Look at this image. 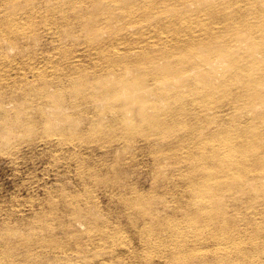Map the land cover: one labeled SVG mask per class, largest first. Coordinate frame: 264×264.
<instances>
[{
    "label": "rangeland",
    "instance_id": "obj_1",
    "mask_svg": "<svg viewBox=\"0 0 264 264\" xmlns=\"http://www.w3.org/2000/svg\"><path fill=\"white\" fill-rule=\"evenodd\" d=\"M151 1L153 2L147 3ZM166 1L169 0H106V2L104 0H95V2L92 0H0V27L8 29L11 26L16 31L13 33V46H0V55L4 54L0 56V79L4 78L0 83L7 84L6 87L12 85L14 88V90L12 87L7 88L5 120L14 123L15 134L12 133L9 137H4L8 140L0 138V249L4 245L1 250L10 249L9 254L12 253L6 264H10V262L13 264L12 258H17V256L22 257L21 264L26 263V260H28L26 264L29 262L32 264H264V175L262 173L264 167V116H256L258 113H264V104L253 103L251 110L249 109L250 105L246 103L250 100L248 94H245L248 99L243 95V98L236 97L237 92H243L244 86L236 80L235 65L227 57L225 58L228 60L224 61V57H221L217 52V47H214L218 44H215L216 42L223 40L222 43L219 42V45L223 44L222 46L227 49L234 48L236 45L234 43H237L243 56L238 61L248 64L250 60H248L247 52H256L254 56L256 55L255 57L260 59V56L264 55V48L261 47L264 46V30L255 22L262 19L264 21V15L261 13L264 12V0H217V5L220 8L217 5L215 8L211 7L204 1L201 5L200 0H170L168 3ZM191 2L194 3L191 4ZM96 3H100L99 6ZM145 4L149 8L151 7L150 10ZM161 4L166 6H161ZM177 5L179 6L178 10L176 9ZM182 5L183 7H181ZM105 6L108 8L107 10ZM144 6L146 7L144 8ZM95 7H100L104 13L99 10L100 8L94 10L97 11L96 13L92 11ZM153 7H157L156 10ZM169 8L176 15L180 14L179 17L177 16L180 20L174 17V12L171 14ZM86 14H89L88 18ZM94 14L95 16H90ZM239 16L241 17L239 18ZM170 19L172 20L171 24ZM247 21L252 23H250L251 27ZM88 24H92L90 28L94 25L93 31L88 28ZM98 24L100 29L96 31L95 29L99 28ZM234 27H238L236 28L238 32L233 29ZM255 27L258 28L257 31ZM3 28H0V31ZM30 30L34 33L31 34ZM233 30L237 36H241L244 32L241 37H238L241 39L235 37L234 33L233 36L231 35ZM239 30L243 32L240 33ZM246 32L248 33L246 34L247 38H245ZM212 34L216 35L210 36ZM202 37H207L208 40ZM194 39H198L197 42L195 41L198 43L197 45L202 40L205 41L204 43L209 46L205 44V46L201 44L200 46L202 50L206 48L208 50L203 51L204 53L201 52L199 46L193 45L196 44L193 42ZM252 39H256L260 44L256 46V49H250V51L247 49V44ZM244 40H247L246 43H243ZM14 42L16 43L13 44ZM228 42L231 43V46ZM172 44L173 46H170ZM191 45L194 46V50ZM209 48L213 49L211 53ZM146 51L147 53H145ZM198 51L201 52L200 54H211L215 59L217 58L219 63L215 62V66L220 70L226 72L227 69H232H229L232 74L227 70L228 77H224V75L227 76L226 74L221 76L227 82L231 80L230 83L228 82L231 86L227 84L232 89L229 88L226 95L219 90L216 91L215 103L208 106L202 103L204 101L200 100L201 97L198 94L193 95L196 93L195 91L190 92L191 86L181 83L183 82L181 79L184 77L181 69L192 60L201 59ZM13 53L17 54L13 55ZM142 53L148 55L145 56ZM171 54L177 55L179 58ZM19 57L23 59L20 61ZM11 59L13 60L11 61ZM144 60L147 62L150 60V63ZM168 62L171 64V70L164 68ZM226 62H228L227 66ZM154 63H162L161 71L152 69ZM30 64L37 70L33 74L31 68L28 69ZM178 65L180 68L176 67ZM51 66L52 68H50ZM206 68L211 69V66ZM27 70L28 76L23 73ZM148 70L150 71L148 72ZM40 71L42 73L52 72L56 76V86L54 87L56 100L52 108L45 107L36 99L38 96L33 92L34 89L27 92L24 88L26 84H31L34 88L40 86L39 78L36 75L37 72L41 73ZM4 75L8 77L5 78ZM177 75L182 76L177 77ZM232 75L233 77H230ZM118 76L119 78H116ZM160 76L164 77L166 83ZM109 79L111 80L109 81ZM123 80L125 81L123 82ZM134 80H139L140 83L134 85L135 83L131 82ZM104 81L106 85L103 84ZM232 82L233 84H231ZM107 83L111 86L108 87ZM129 86L132 91L128 89ZM135 87L137 90L133 89ZM261 89L264 91V85L261 86ZM133 90L137 91V94L133 93ZM140 92L145 97L149 96L147 99L150 100V106H146L150 118L147 119L141 118L140 95L142 96V94ZM167 93H170L169 96ZM181 93L187 96L181 97ZM18 94L21 96L18 97ZM29 95H33V97ZM179 96L182 100L179 99ZM94 97L96 98L94 99ZM27 102L28 104H25ZM180 102L185 107H183L184 109ZM241 103L240 107L242 108H239ZM26 105L28 108H25ZM244 107L247 108V113ZM153 114H157L161 120L163 119L161 123H158L159 125L157 122L152 125ZM243 114L245 115L243 116ZM49 118L52 121L49 122ZM253 118L255 124L251 123L254 121ZM23 119L25 120L23 121ZM256 120H258L257 123ZM130 121H135L137 126L127 128ZM17 122L20 124L22 122V124L19 125ZM24 122L26 124H23ZM41 123L43 126L40 125ZM162 123L166 126L160 129L159 127H163ZM139 125L141 126L139 127ZM222 126H227L226 129L230 132L228 135L230 134L232 137L231 141L229 140L231 143L223 145L221 136L218 138L219 135L214 139L209 137L212 141L204 142L213 130L222 129ZM60 127L64 129H60ZM244 128L250 129V132L247 130L249 134L242 132V130L246 132ZM226 132L225 135H227ZM240 133L243 134L240 135ZM242 140L247 142L243 143ZM2 141L4 144L1 143ZM233 142L237 147L234 156L237 154L240 157L242 154L246 158L248 157L247 160L250 162L248 169L247 167H238L239 179H234L230 175L231 172L226 173L225 168L214 164L215 157L211 156L213 145L221 146L220 150L225 151L224 148ZM220 150L219 152H221ZM205 163L206 165H204ZM213 165L217 167L214 168ZM205 168L207 169L205 170ZM215 169L216 171H212ZM241 169L245 171L241 172ZM214 172L217 173L214 174ZM240 180L241 182H239ZM260 217L261 219H259ZM8 232L11 233V241L3 244L1 237L3 233ZM0 253V257L3 256L2 252Z\"/></svg>",
    "mask_w": 264,
    "mask_h": 264
},
{
    "label": "bare ground",
    "instance_id": "obj_2",
    "mask_svg": "<svg viewBox=\"0 0 264 264\" xmlns=\"http://www.w3.org/2000/svg\"><path fill=\"white\" fill-rule=\"evenodd\" d=\"M92 1H94L95 2V0H92ZM105 2H106V0H104ZM162 1V0H161ZM170 1V0H169ZM168 1V2H169ZM182 1V0H181ZM188 1V0H187ZM201 1V2H200ZM199 1V3H201V5H202V2L204 1V3H209L210 5H211V7H213L214 6V8L216 7V5H217V0H200ZM246 1V0H245ZM10 2V1H9ZM48 2V1H47ZM153 1H151V2H147V3H152ZM167 2V1H166ZM167 2V3H168ZM195 2H197V1H195ZM257 2V1H256ZM261 2V1H260ZM183 3H184V1H183ZM192 3H194V2H191V4ZM224 3V2H223ZM246 3V2H245ZM45 4V3H44ZM63 4V3H62ZM97 4V3H96ZM100 4V3H99ZM99 4H97L98 6H99ZM105 4V3H104ZM103 4V5H104ZM176 4H177V2H176ZM179 4V3H178ZM182 4V3H181ZM197 4H198V2H197ZM261 4V3H260ZM4 5V4H3ZM29 5V4H28ZM37 5V4H36ZM36 5H34V6H36ZM43 5V4H42ZM46 5V4H45ZM66 5V4H65ZM65 5H63V6H65ZM96 5V6H97ZM145 5H147V4H145ZM151 5H153L154 6V4H151ZM163 4H161V6H162ZM184 5H185V3H184ZM194 5V4H193ZM198 5H200V4H198ZM200 5V6H201ZM246 5V4H245ZM22 6V5H21ZM25 6V5H24ZM60 6H61V4H60ZM83 6V5H82ZM88 6H90V5H88ZM132 6V5H131ZM163 6H166V5H163ZM186 6V5H185ZM218 6V5H217ZM237 6V5H236ZM3 7V6H2ZM38 7V6H37ZM56 7V6H55ZM62 7V6H61ZM66 8H67V6H65ZM106 7V6H105ZM104 7V8H105ZM133 7V6H132ZM146 6H144V8H145ZM177 7L179 8V6L177 5L176 6V9H177ZM181 7H183V5L181 6ZM181 7H180V9H181ZM191 7V6H190ZM208 7V6H207ZM252 7V6H251ZM258 7V6H257ZM20 8V7H19ZM42 8V7H41ZM49 8V7H48ZM98 9L100 8V7H97ZM96 7H95V9H93L92 11H94V10H96L97 9ZM103 8V7H102ZM116 8V7H115ZM147 8H149L148 7V5H147ZM151 8V7H150ZM150 8H149V10H150ZM155 10H156V8L155 7H153ZM159 8V7H158ZM164 8V7H163ZM202 8V7H201ZM200 8V9H201ZM210 8V7H209ZM218 8H220L219 6H218ZM5 9V8H4ZM21 9V8H20ZM30 9V8H29ZM108 8L106 7V10H107ZM161 9V8H160ZM165 9V8H164ZM170 9V8H169ZM186 9V8H185ZM188 9V8H187ZM192 9V8H191ZM195 9V8H194ZM206 9V8H205ZM208 9V8H207ZM243 9V8H242ZM257 9V8H256ZM57 10V9H56ZM100 11H101V8L99 9ZM147 10V9H146ZM148 10V11H149ZM172 10H174L173 8H172ZM178 10V9H177ZM177 10H175V11H177ZM209 10V9H208ZM212 10V9H211ZM8 11H10V10H8ZM13 11V10H12ZM46 11H47V9H46ZM60 11V10H59ZM99 11V12H100ZM170 11H171V9H170ZM183 12H185V10H182ZM233 11V10H232ZM32 12H33V10H32ZM95 13L97 12V11H94ZM102 12V11H101ZM174 12V11H173ZM172 11H171V14L173 13ZM181 12V11H180ZM182 12V13H183ZM230 12V11H229ZM10 13V12H9ZM44 13V12H43ZM86 13V12H85ZM91 13V12H90ZM102 13H104V12H102ZM108 13H109V11H108ZM146 13V12H145ZM150 13V12H149ZM149 13H148V15H149ZM152 13V12H151ZM175 13V12H174ZM173 13V14H174ZM178 13V12H177ZM192 13V12H191ZM202 13V12H201ZM206 13V12H205ZM212 13V12H211ZM259 13V12H258ZM263 15H264V12H261ZM11 14V13H10ZM9 14V15H10ZM17 14V13H16ZM30 14V13H29ZM54 14V13H53ZM84 14V13H83ZM147 14V13H146ZM153 14V13H152ZM169 14V13H168ZM184 14H187V13H184ZM206 14H208V13H206ZM223 14V13H222ZM226 14H227V12H226ZM262 14H261V16H262ZM9 15H7V16H9ZM46 15V14H45ZM81 15V14H80ZM89 15V14H88ZM87 14H86V17L88 18L89 16H88ZM147 15V16H148ZM159 15V14H158ZM180 15V14H179ZM179 15L177 14L176 15V13L174 14V17L176 18L177 16L179 17ZM200 15V14H199ZM209 15V14H208ZM230 15V14H229ZM258 16H260L259 14H257ZM11 16V15H10ZM22 16V15H21ZM75 16V15H74ZM91 17L92 16H95V14L94 15H90ZM157 16V15H156ZM173 16V15H172ZM244 16V15H243ZM256 16V15H255ZM2 17V16H1ZM15 17V16H14ZM31 17V16H30ZM36 17V16H35ZM38 17V16H37ZM61 17V16H60ZM103 17V16H102ZM116 17V16H115ZM137 17V16H136ZM161 17V16H160ZM177 17V20L179 19ZM181 18L183 17V16H180ZM202 17V16H201ZM216 17V16H215ZM241 16H239V18H240ZM257 17V16H256ZM264 17V16H263ZM3 18H5L4 16H3ZM18 18V17H17ZM69 18V17H68ZM87 18L85 19V20H87ZM95 18V17H94ZM93 18V19H94ZM106 18H107V16H106ZM157 18V17H156ZM167 18H169V16H167ZM173 18V17H172ZM171 18V19H172ZM187 18V17H186ZM208 18V17H207ZM221 18V17H220ZM225 18V17H224ZM11 19V18H10ZM13 19V18H12ZM107 19H109V18H107ZM106 19V20H107ZM142 19V18H141ZM170 19V20H171ZM192 19V18H191ZM226 19H228V18H226ZM237 19V18H236ZM258 19H259V17H258ZM4 20V19H3ZM17 21H18V19H16ZM32 20V19H31ZM70 20V19H69ZM110 20V19H109ZM109 20H107V22H109ZM176 20V19H175ZM180 20V19H179ZM188 20V19H187ZM206 20V19H205ZM230 20V19H229ZM254 20V19H253ZM253 20H252V22H253ZM263 20V19H262ZM262 20H258V21H256L255 22V24H257L261 29H263L264 30V21H262ZM27 21V20H26ZM62 21V20H61ZM96 21H97V19H96ZM104 21V20H103ZM115 21V20H114ZM169 21V20H168ZM214 21V20H213ZM217 21V20H216ZM6 22H7V20H6ZM22 22V21H21ZM20 22V23H21ZM47 22V21H46ZM63 22V21H62ZM87 23L89 22L88 20L86 21ZM85 22V23H86ZM160 22V21H159ZM170 22V24H171V22H172V20L171 21H169ZM205 22V21H204ZM2 23V22H1ZM40 23V22H39ZM209 23V22H208ZM244 23L246 24V22L244 21ZM247 23H248V25L250 26L252 23L251 22H249V21H247ZM251 23V24H250ZM254 23V22H253ZM3 24V23H2ZM13 24H16V23H13ZM18 24V23H17ZM33 24V23H32ZM93 24V23H92ZM91 24V25H92ZM101 24V23H100ZM103 24V23H102ZM113 24V23H112ZM137 24V23H136ZM160 24V23H159ZM158 24V25H159ZM214 24V23H213ZM232 24H233V20H232ZM236 24H237V22H236ZM6 25V24H5ZM5 25H3V26H5ZM56 25V24H55ZM89 25V27L88 28H90L91 27V25L90 24H88ZM87 25V26H88ZM144 25H145V23H144ZM164 25V24H163ZM166 25V24H165ZM205 25V24H204ZM226 25V24H225ZM224 25V26H225ZM228 25V24H227ZM230 25V24H229ZM247 25V24H246ZM9 26V25H8ZM15 26V25H14ZM29 26H30V24H29ZM45 26V25H44ZM63 26V25H62ZM139 26H140V24H139ZM143 26V25H142ZM147 26V25H146ZM153 26V25H152ZM167 26H168V24H167ZM188 26V25H187ZM186 26V27H187ZM199 26V25H198ZM241 27L242 26H244V25H240ZM28 27V26H27ZM26 27V28H27ZM97 27V26H96ZM95 27V28H96ZM98 27H99V24H98ZM174 27V26H173ZM190 27V26H189ZM214 27V26H213ZM251 27V26H250ZM0 28H3L2 26L0 27ZM22 28H24V27H22ZM31 28V27H30ZM33 28H34V26H33ZM37 27L35 26V29H36ZM70 28V27H69ZM68 28V29H69ZM74 28V27H73ZM92 28H94V25H93V27ZM92 28H90L91 30H92ZM191 28H193V27H191ZM202 28V27H201ZM206 28H208V27H206ZM218 28V27H217ZM222 28V27H221ZM232 28V27H231ZM230 28V29H231ZM236 28H238V27H234L233 29H235L236 30ZM244 28V27H243ZM256 28V27H255ZM254 28V29H255ZM100 29V27L98 28V29H95L96 31L97 30H99ZM169 29V28H168ZM253 29V30H254ZM257 29L258 28H256V31H257ZM18 30H20V29H18ZM32 30V29H31ZM29 31V32H31V34H32V32L33 31ZM34 30V29H33ZM37 30V29H36ZM154 30V29H153ZM204 30V29H203ZM207 30V29H206ZM227 30V29H226ZM226 30H225V32H226ZM229 30V29H228ZM235 30H233V32H232V36L235 34V37H241L243 34H244V32L242 33L240 30V33H242L241 34V36H237L236 34L237 33H234V31ZM249 30H252V29H250L249 28ZM263 30H261V32L263 33ZM78 31V30H77ZM93 31V30H92ZM111 31H113V30H111ZM168 31V30H167ZM211 31V30H210ZM222 31V30H221ZM237 31V30H236ZM245 31V30H244ZM255 31V30H254ZM260 31V30H259ZM14 32H16L15 31V29H14V27H11L10 26V28H8V29H4L3 28V30H1L0 31V46H11L12 45V39H13V33ZM25 32V31H24ZM56 32V31H55ZM58 32V31H57ZM79 32V31H78ZM95 32V31H94ZM127 32V31H126ZM200 32V31H199ZM224 32V33H225ZM238 32V31H237ZM252 32V31H251ZM28 33V32H27ZM34 33V32H33ZM44 33V32H43ZM42 33V34H43ZM52 33H54V32H52ZM75 33V32H74ZM77 33V32H76ZM112 33V32H111ZM132 33H134V32H132ZM166 33V32H165ZM175 33V32H174ZM191 33V32H190ZM205 33V32H204ZM210 33V32H209ZM223 33V34H224ZM234 33V34H233ZM18 34V33H17ZM93 34V33H92ZM140 34H142V33H140ZM218 34V33H217ZM246 34H248L247 32L245 33V35ZM257 34V33H256ZM261 34V33H260ZM16 35V34H15ZM23 35V34H22ZM25 35V34H24ZM26 35H28V34H26ZM88 35V34H87ZM110 35V34H109ZM143 35V34H142ZM153 35V34H152ZM193 35V34H192ZM198 35V34H197ZM209 35V34H208ZM214 35H216V34H212V35H210V36H214ZM262 35V34H261ZM56 36V35H55ZM177 36V35H176ZM195 36V35H194ZM218 36V35H217ZM225 36V35H224ZM227 36V35H226ZM256 36V35H255ZM257 36H259L258 34H257ZM263 36H264V34H263ZM17 37V36H16ZM32 37V36H31ZM108 37V36H107ZM218 37H221L220 35L218 36ZM217 37V38H218ZM223 37V36H222ZM230 37V36H229ZM234 37V38H235ZM248 37V35H246L245 36V38H247ZM22 38V37H21ZM24 38V37H23ZM33 38H35V37H33ZM59 38H60V36H59ZM106 38V37H105ZM140 38H142V37H140ZM176 38V37H175ZM179 38V37H178ZM202 38H204V37H202ZM210 38H214V37H210ZM226 38V37H225ZM228 38V37H227ZM233 38V39H234ZM236 38V39H237ZM250 38H251V36H250ZM253 38V37H252ZM14 39H16L15 37H14ZM30 39H32V38H30ZM119 39V38H118ZM136 39V38H135ZM196 39V38H195ZM194 39V41L193 42H197V40H195ZM204 39H207V37L206 38H204ZM216 39V38H215ZM222 40H223V38H221ZM220 39V40H221ZM229 39V38H228ZM238 39H241V38H238ZM244 39V38H243ZM242 39V40H243ZM254 39V38H253ZM251 40V41H249L248 42V44H247V49L248 50H250V49H253L254 50V48L256 49V46H259V44H260V42H258L256 39V41L255 40ZM46 40V39H45ZM49 40V39H48ZM88 40V39H87ZM107 40V39H106ZM109 40H111V39H109ZM129 40V39H128ZM132 40V39H131ZM171 40V39H170ZM190 40V39H189ZM200 40H202V39H200ZM208 40V39H207ZM209 40H211V39H209ZM218 40V39H217ZM225 40H227V39H225ZM259 40V39H258ZM15 41V40H14ZM23 41H26V40H23ZM36 40L34 39V42H35ZM55 41V40H54ZM97 41V40H96ZM99 41V40H98ZM112 41V40H111ZM117 41V40H116ZM137 41V40H136ZM191 41V42H192ZM224 41V40H223ZM222 41V42H223ZM240 41V40H239ZM247 41V40H246ZM246 41L244 40V42L243 43H246ZM264 41V40H263ZM17 42V41H16ZM16 42H14L13 44H15ZM20 42V41H19ZM47 42V41H46ZM66 42V41H65ZM94 42V41H93ZM113 42V41H112ZM123 42V41H122ZM130 42V41H129ZM150 42V41H149ZM190 42V41H189ZM195 42V43H196ZM205 41H201L200 43H199V45H197L198 43H196V44H193V45H197V46H199L200 47V49L202 48L201 46H200V44L203 46L205 43H204ZM219 42H221V41H219ZM219 42H216L215 44H217V45H214V43H213V45H214V47L216 46L217 48V52L221 55V57H224V61H225V57H227L229 60H231L232 61V63H234V65H235V68H234V75H235V77H236V80L238 81V82H240L244 87V90H242L243 92H241V91H239V92H237L236 93V97H242V95L243 96H245V94H248V96H249V101H247L246 103L248 104V105H250L249 107V109H251L252 108V104L253 103H262V104H264V91L261 89V86L262 85H264V55L263 56H260L261 58L259 59L258 57H255L254 56V53H256V52H252L253 53V55H252V53L251 52H247L246 54H247V56H248V60H250V62L248 63V64H246L244 61H238L239 60V58L242 56V54H241V50L238 48V46H239V44L237 45V43H234V44H236V45H234L235 47L234 48H232V49H227L226 47H223L222 45H219ZM221 42V43H222ZM231 42V41H230ZM240 42H242V41H240ZM96 43H98V42H96ZM187 43V42H186ZM207 43V42H206ZM229 43V42H228ZM227 43V44H228ZM232 43V42H231ZM231 43H229V45L231 46ZM20 44V43H19ZM42 44V43H41ZM60 44V43H59ZM80 44V43H79ZM112 44V43H111ZM145 44V43H144ZM188 44V43H187ZM186 44V45H187ZM208 44V43H207ZM212 44V43H211ZM210 44V46H212ZM17 45V44H16ZM22 45V44H21ZM21 45H19V46H21ZM63 45V44H62ZM67 45V44H66ZM96 46H97V44H95ZM155 45V44H154ZM163 45V44H162ZM189 45V44H188ZM187 45V46H188ZM206 45V44H205ZM204 45V46H205ZM226 45V44H225ZM13 46V45H12ZM70 46V45H69ZM84 46V45H83ZM95 46V47H96ZM136 46V45H135ZM141 46V45H140ZM170 46H173V44L172 45H170ZM192 46V45H191ZM190 46V47H191ZM206 46H209V45H206ZM241 46V45H240ZM261 46V45H260ZM22 47V46H21ZM28 47V46H27ZM67 47V46H66ZM124 47V46H123ZM122 47V48H123ZM137 47V46H136ZM161 47V46H160ZM184 47V46H183ZM186 47V46H185ZM193 47V50H194V46H192ZM261 47H263L264 48V46L262 45ZM260 47V48H261ZM11 48V47H10ZM18 48V47H17ZM58 48V47H57ZM71 48V47H70ZM76 48V47H75ZM81 48V47H80ZM88 48V47H87ZM115 48H116V46H115ZM158 48V47H157ZM163 48V47H162ZM189 48V47H188ZM187 48V49H188ZM205 48V47H204ZM203 48V49H204ZM243 49H244V47H242ZM3 49V48H2ZM37 49V48H36ZM68 49V48H67ZM111 49V48H110ZM144 49V48H143ZM159 49V48H158ZM189 49H191V48H189ZM195 49H197V48H195ZM199 49V50H200ZM207 49V48H206ZM206 49H204V50H202L201 52H206L205 50ZM262 49V48H261ZM261 49H257L258 51L259 50H261ZM19 50V49H18ZM22 50V49H21ZM57 50V49H56ZM55 50V51H56ZM73 50V49H72ZM76 50V49H75ZM167 50V49H166ZM192 50V51H193ZM208 50V49H207ZM211 50V51H210ZM212 50L213 49H211V48H209V52L211 53L212 52ZM214 50V53L216 52ZM263 50V49H262ZM6 51V50H5ZM5 51H2V52H5ZM9 51V50H8ZM7 51V52H8ZM157 51H159V50H157ZM162 51H165V50H163L162 49ZM174 51V50H173ZM191 51V50H190ZM247 51V50H246ZM251 51V50H250ZM257 51V52H258ZM16 52H18V51H16ZM21 52V51H20ZM69 52V51H68ZM121 52V51H120ZM175 52V51H174ZM174 52H172L171 51V53H174ZM186 52L188 53V51L186 50ZM194 52V51H193ZM200 52V53H201ZM203 52V53H204ZM261 52H263V51H261ZM10 53V52H9ZM19 53V52H18ZM28 53V52H27ZM85 53V52H84ZM87 53V52H86ZM85 53V54H86ZM136 53H137V51H136ZM145 53H147V51L145 52ZM164 53V52H163ZM176 53V52H175ZM174 53V54H175ZM192 53V52H191ZM190 53V54H191ZM196 53V52H195ZM197 53H199V51L197 52ZM199 53V54H200ZM12 54V53H11ZM17 54V53H16ZM16 54H14L13 53V55H16ZM41 54V53H40ZM61 54V53H60ZM63 54H64V52H63ZM141 54V53H140ZM142 54H144V53H142ZM148 54H149V52H148ZM147 54V55H148ZM159 54V53H158ZM193 54V53H192ZM213 54V53H212ZM243 54H245V53H243ZM260 54V53H259ZM263 54V53H262ZM2 55V54H1ZM0 55V56H1ZM4 55V54H3ZM2 55V56H3ZM21 55V54H20ZM24 55V54H23ZM106 55H108V54H106ZM139 55V54H138ZM137 55V56H138ZM145 55V54H144ZM142 55V57H145V56H147V55ZM171 55H173V54H171ZM171 55H170V57H171ZM189 55V54H188ZM201 55V59L199 60V59H197V60H195L194 59V57H196V56H194V54H193V59L195 60V61H191L189 64H187V66H186V64H185V66L183 67V69H181L182 70V73H183V75H184V77H182L183 79H181V80H183V82H181L183 85H187V86H191L190 88H191V91L190 92H192V91H195L196 93H193V95L194 94H198V96L199 97H201L200 98V100L201 99H203L202 101H204V102H202V103H204L205 105H209V104H214L215 103V98H214V96H215V92L216 91H221V93L223 92L225 95L229 92V88L230 87H228L230 84V81H228L227 82V80L225 79V78H221V76L223 75V74H226V72H227V70L229 71V73H231L232 74V72H230V70L229 69H231V68H229V69H227L226 70V72H224V70H220V68H218L217 66H215V62H218L219 60L216 58L215 59V57L212 55L211 56V54H207V55H205V54H200ZM200 55H198V56H200ZM215 55V54H214ZM7 56V55H6ZM62 56V55H61ZM100 56V55H99ZM173 56H177V55H173ZM258 56V55H257ZM11 57V56H10ZM10 57H8V58H10ZM13 57V56H12ZM14 57H16V56H14ZM28 57V56H27ZM36 57V56H35ZM141 57V58H142ZM149 57H150V54H149ZM178 57V56H177ZM34 58V57H33ZM67 58V57H66ZM74 58V57H73ZM133 58H134V56H133ZM148 58V57H147ZM156 58V57H155ZM179 58V57H178ZM197 58V57H196ZM242 58H243V56H242ZM5 59V58H4ZM15 59V58H14ZM18 59V58H17ZM19 59H20V61L23 59L22 57L20 58L19 57ZM18 59V60H19ZM25 59V58H24ZM52 59V58H51ZM78 59V58H77ZM100 59V58H99ZM112 59V58H111ZM124 59V58H123ZM139 59V58H138ZM169 59V58H168ZM167 59V60H168ZM187 59V58H186ZM185 59V60H186ZM222 59V58H221ZM228 59H226V60H228ZM262 59V60H261ZM6 60H7V58H6ZM13 59H11V61H12ZM17 60V61H18ZM26 60V59H25ZM30 60V59H29ZM109 60V59H108ZM142 60V59H141ZM150 60H151V58H150ZM149 60V61H150ZM180 60V59H179ZM217 60V61H216ZM243 60V59H242ZM248 60H245V61H247L248 62ZM19 61V62H20ZM82 61V60H81ZM123 61V60H122ZM130 61V60H129ZM137 61V60H136ZM139 61V60H138ZM145 62H147L146 60H144ZM148 61V62H149ZM176 61V63L178 62L177 60H175ZM174 61V62H175ZM3 62V61H2ZM15 62V61H14ZM29 62V61H28ZM32 62H33V60H32ZM142 62V61H141ZM147 62V63H148ZM159 62H161V61H159ZM167 62V61H166ZM221 62H222V60H221ZM18 63V62H17ZM30 63V62H29ZM86 63V62H85ZM88 63V62H87ZM102 63V62H101ZM150 63V62H149ZM164 63V62H163ZM219 63V62H218ZM222 63H224V62H222ZM227 63L228 62H226L225 64H226V66H227ZM230 63V62H229ZM232 63H231V65H232ZM11 64V63H10ZM19 64V63H18ZM23 64V63H22ZM43 64V63H42ZM45 64V63H44ZM76 64V63H75ZM74 64V65H75ZM91 64V63H90ZM116 64V63H115ZM118 64V63H117ZM162 64V63H161ZM161 64H157V63H154L153 64V67L154 68H152V69H156V71H161L160 70V65ZM177 64H179V63H177ZM217 64V63H216ZM224 64V65H225ZM21 65V64H20ZM34 65V64H33ZM60 65H62V64H60ZM86 65V64H85ZM98 65V64H97ZM103 65V64H102ZM143 65V64H142ZM145 65V64H144ZM173 65V64H172ZM184 65V64H183ZM23 66V65H22ZM76 66V65H75ZM139 66V65H138ZM152 66V65H151ZM162 66V65H161ZM165 67V69H167V70H171V64L168 62V63H166L165 65H164ZM174 66V65H173ZM207 66H211V69H208V68H206ZM233 66V65H232ZM24 67V66H23ZM29 67L31 68L30 70H31V72H32V74L33 73H35L34 71L36 70V68H35V66H31V64H30V66H28V69H29ZM37 67V66H36ZM79 67H81V66H79ZM95 67V66H94ZM97 67V66H96ZM141 67V66H140ZM144 67V66H143ZM147 67V66H146ZM176 67H179V65L178 66H176ZM176 67H175V69H176ZM225 67V66H224ZM223 67V68H224ZM25 68V67H24ZM45 68V67H44ZM50 68H52V66L50 67ZM84 68V67H83ZM98 68V67H97ZM100 68V67H99ZM104 68V67H103ZM120 68V67H119ZM131 68H132V66H131ZM134 68V67H133ZM137 68H139V67H137ZM149 68V67H148ZM180 68V67H179ZM182 68V67H181ZM27 69V68H26ZM82 69V68H81ZM121 69V68H120ZM144 69V68H143ZM142 69V70H143ZM151 69V68H150ZM25 70V69H24ZM40 70V68L38 69V71ZM43 70V69H42ZM51 70V69H50ZM78 70V69H77ZM80 70V69H79ZM139 70V69H138ZM147 70V69H146ZM180 70V69H179ZM232 70V69H231ZM37 71V70H36ZM150 70H148V72H149ZM155 71V70H154ZM154 71H151V72H154ZM27 72H28V70L27 71H24L23 73L24 74H26L27 75ZM41 73H39L38 74V72H37V76H38V78H39V81H40V86H38L37 88H34V87H32L31 86V84H26L25 85V90L27 91V92H29V91H32V89H34L33 90V92L38 96L36 99H38L45 107H48V106H50L51 108L54 106V101L56 100V95H55V93H54V87L56 86V80H55V77L56 76H54V74L52 73V72H43L42 73V71H40ZM71 72V71H70ZM145 73H146V71H144ZM175 72V71H174ZM176 72H178V71H176ZM30 73V72H29ZM45 73V74H44ZM56 73V72H55ZM167 73V72H166ZM179 73H181V72H179ZM1 74V73H0ZM5 74V73H4ZM9 74V73H8ZM18 74V73H17ZM23 74V75H24ZM76 74H77V72H76ZM131 74H132V72H131ZM156 74H157V72H156ZM169 74H170V71H169ZM172 74V73H171ZM75 75V74H74ZM85 75V74H84ZM151 75H152V73H151ZM167 75V74H166ZM179 75V74H178ZM177 75V77H180V76H182V75H180V76H178ZM227 75V74H226ZM2 76V75H1ZM5 76V78H6V76L7 75H4ZM10 76V75H9ZM28 76V75H27ZM26 76V77H27ZM32 76H35V75H32ZM67 76V75H66ZM120 77H121V75H119ZM119 76L118 77H116V78H119ZM123 76V75H122ZM149 76V75H148ZM152 76H154V75H152ZM8 77V76H7ZM11 77V76H10ZM24 77V76H23ZM143 77V76H142ZM159 77V76H158ZM160 77H162V76H160ZM169 77H170V75H169ZM224 77H228V75L227 76H225L224 75ZM230 77H233V75L232 76H230ZM3 78V77H2ZM1 78V79H2ZM15 78V77H14ZM19 78V77H18ZM17 78V79H18ZM25 78V77H24ZM23 78V79H24ZM29 78V77H28ZM60 78V77H59ZM87 78V77H86ZM125 78V77H124ZM168 78V77H167ZM174 78H176V77H174ZM1 79H0V81H1ZM4 79V78H3ZM8 79V78H7ZM13 79V78H12ZM23 79H20V80H23ZM27 79V78H26ZM108 79V78H107ZM127 79V78H126ZM155 79V78H154ZM162 79H164V77H162ZM161 79V80H162ZM229 79V78H228ZM9 80H11V79H9ZM13 80H16V79H13ZM28 80V79H27ZM93 80V79H92ZM111 79H109V81H110ZM152 80V79H151ZM233 80V79H232ZM6 81V80H5ZM4 81V82H5ZM29 81H31V79H29ZM82 81H83V79H82ZM90 81V80H89ZM94 81H95V79H94ZM106 81V80H105ZM105 81L103 82V84H105L106 85V83H105ZM108 81V80H107ZM119 81H121V80H119ZM119 81H118V84H119ZM125 80H123V82H124ZM144 81V80H143ZM156 81V80H155ZM154 81V82H155ZM13 82V81H12ZM12 82H10V83H12ZM16 82H18V81H16ZM61 82V81H60ZM68 82V81H67ZM79 82V81H78ZM114 82V81H113ZM128 82V81H127ZM132 82V84H134V85H138L139 83H140V81L139 80H134V81H131ZM134 82V83H133ZM152 82V81H151ZM162 82V81H161ZM6 83H9V82H6ZM20 83V82H19ZM24 83V82H23ZM93 83V82H92ZM126 83V82H125ZM141 83H142V78H141ZM144 83V82H143ZM158 83V82H157ZM164 83H166L165 82V79H164ZM169 83V82H168ZM181 83H178V84H181ZM229 85H228V84ZM15 84V83H14ZM13 84V86H15ZM18 84V83H17ZM17 84H16V87H17ZM36 84V83H35ZM37 84H38V82H37ZM36 84V85H37ZM118 84H117V88H118ZM154 85H156L155 83H153ZM172 84V83H171ZM177 84V83H176ZM231 84H233V82L231 83ZM7 85V84H6ZM6 85L4 84V83H0V138L2 137V139H4V137L5 136H8L9 137V135H12V133L13 134H15L14 133V131H15V126H14V123L12 124V123H10V122H8V121H6L5 119H6V92H7V88H11L12 87V85L10 86V87H6ZM10 85V84H9ZM8 85V86H9ZM35 85V86H36ZM72 85V84H71ZM107 85H108V87L109 86H111L110 84H108L107 83ZM147 85V84H146ZM149 85V84H148ZM161 85V84H160ZM166 85V84H165ZM63 86V85H62ZM66 86V85H65ZM64 86V87H65ZM78 86H80L79 84H78ZM116 86V85H115ZM114 86V88H116ZM128 86V85H127ZM133 86V85H132ZM153 86V85H152ZM179 86V85H178ZM231 86V85H230ZM233 86V85H232ZM22 87V86H21ZM69 87H71V86H69ZM98 87V86H97ZM101 87V86H100ZM107 89H108V87L107 86H105ZM143 87V86H142ZM149 88H150V86H148ZM154 87V86H153ZM23 88V87H22ZM105 88V89H106ZM112 88H113V86H112ZM127 88V87H126ZM132 88V87H131ZM141 88V87H140ZM165 88V87H164ZM12 89L14 90V88L12 87ZM18 89V88H17ZM19 89H20V86H19ZM130 91H132L131 89H130V86H129V88H128ZM134 90H137V88L135 87V88H133ZM142 89V88H141ZM141 89H140V91H141ZM151 89V88H150ZM168 89V88H167ZM176 89H178V88H176ZM230 89H232V88H230ZM9 90V89H8ZM25 90H23V91H25ZM70 90V89H69ZM117 90V89H116ZM134 90H133V93H136V92H134ZM147 90V89H146ZM155 90V89H154ZM179 90H181V89H179ZM85 91V90H84ZM139 91V90H138ZM150 91V90H149ZM153 91V90H152ZM162 91H164V90H162ZM175 91H177V90H175ZM175 91H171V92H175ZM182 91V90H181ZM26 92V93H27ZM103 92V91H102ZM141 92H143V91H141ZM140 92V93H141ZM146 92V91H145ZM158 92V91H157ZM156 92V93H157ZM13 93V92H12ZM89 93V92H88ZM113 93V92H112ZM117 93V92H116ZM116 93H114L115 95H116ZM132 92H131V95L133 94ZM140 93H138V94H140ZM148 93H150V92H148ZM166 93V92H165ZM180 93V92H179ZM187 93V92H186ZM234 93V92H233ZM92 95H93V93H91ZM137 94V93H136ZM142 94V93H141ZM170 94V93H169ZM169 94L167 93V95L169 96ZM172 94V93H171ZM182 94V96L181 97H186L185 96V94L184 93H181ZM235 94V93H234ZM14 95L16 96L17 95V92H16V94L14 93ZM19 95L20 94H18V97H19ZM119 95V94H118ZM174 95H175V93H174ZM230 95V94H229ZM11 96H13V94H11ZM21 96V95H20ZM29 96H32L33 97V95H29ZM28 96V97H29ZM136 96V95H135ZM139 96V95H138ZM148 96V95H147ZM147 96L145 97V96H143V94H142V96L140 95V101H141V111H140V114H141V118H143V119H147L148 117L150 118V116H148L149 115V112L147 111V106L146 105H149L150 104V100H148L147 99ZM151 96V95H150ZM197 96V95H196ZM223 96V95H222ZM247 96V95H246ZM245 96V97H246ZM88 97V96H87ZM126 97V96H125ZM149 97V96H148ZM160 97V96H159ZM163 97V96H162ZM165 98H166V94H165V96H164ZM163 97V98H164ZM180 96H179V99H181L182 100V98H181ZM14 98V97H13ZM17 98V97H16ZM31 98V97H30ZM96 97H94V99H95ZM99 98V97H98ZM98 98H97V100H98ZM115 98V97H114ZM164 98V99H165ZM175 98V97H174ZM174 98H172V99H174ZM229 98V97H228ZM227 98V99H228ZM231 98L233 99V97L231 96ZM243 98V97H242ZM247 98V97H246ZM245 98V99H246ZM8 99V98H7ZM12 99V98H11ZM76 99V98H75ZM78 99V98H77ZM162 99V98H161ZM176 99H177V97H176ZM194 99H196V98H194ZM193 99V100H194ZM248 99V98H247ZM31 100H32V98H31ZM131 100H133V99H131ZM192 100V101H193ZM199 100V99H198ZM241 100H244V99H241ZM38 101V102H39ZM82 101V100H81ZM100 101V100H99ZM98 101V102H99ZM102 102V101H101ZM138 102V101H137ZM154 102V101H153ZM236 102V101H235ZM238 102V101H237ZM57 103V102H56ZM105 103V102H104ZM189 103V102H188ZM220 103V102H219ZM232 103V102H231ZM230 103V104H231ZM25 104H28V102L27 103H25ZM31 104V103H30ZM168 104V103H167ZM180 104H182V102H180ZM235 104V103H234ZM238 104V103H237ZM245 104V103H244ZM243 104V105H244ZM247 104H245L246 106H247ZM220 105V104H219ZM258 105V104H257ZM23 106V105H22ZM110 106V105H109ZM112 106V105H111ZM150 106V105H149ZM148 106V107H149ZM181 106V105H180ZM194 106V105H193ZM240 106H242V103H241V105L239 104V108H242V107H240ZM55 107H57V106H55ZM105 107V106H104ZM178 107V106H177ZM182 108L184 107L183 106V104H182V106H181ZM180 107V108H181ZM220 107V106H219ZM24 108V107H23ZM25 108H28L27 107V105H26V107ZM185 108V107H184ZM183 108V109H184ZM214 108V107H213ZM245 108V110L247 109L246 107H244ZM235 109V108H234ZM249 109H248V111H249ZM17 110V109H16ZM20 110V109H19ZM23 110H26V109H23ZM28 110V109H27ZM198 110V109H197ZM204 110V109H203ZM238 110V109H237ZM252 110V109H251ZM8 111V110H7ZM13 111V110H12ZM45 111V110H44ZM107 111V110H106ZM199 111V110H198ZM213 111V110H212ZM220 111V110H219ZM242 111V110H241ZM241 111H240V113H241ZM16 112V111H15ZM14 112V113H15ZM20 112H21V110H20ZM166 112V111H165ZM164 112V113H165ZM229 112V111H228ZM236 112H238V111H236ZM245 112V111H244ZM18 113V112H17ZM132 113V112H131ZM163 113V114H164ZM169 113V112H168ZM188 113V112H187ZM197 113V112H196ZM207 113V112H206ZM246 113H247V110H246ZM43 114V113H42ZM50 114L51 115H53V113H51L50 112ZM71 114V113H70ZM152 114V113H151ZM158 114H160V113H158ZM207 114H210V113H207ZM206 114V116H208ZM238 114H239V112H238ZM154 116V119H153V121H151L153 124L152 125H154L156 122H157V124L158 123H161L162 122V120H161V118L157 115V114H153ZM189 115V114H188ZM195 115V114H194ZM214 115H215V113H214ZM222 115V114H221ZM237 115V114H236ZM242 115V114H241ZM245 114H243V116H244ZM22 116V115H21ZM21 116H19V117H21ZM24 116V115H23ZM27 116V115H26ZM25 116V117H26ZM45 116V115H44ZM90 116H92V115H90ZM129 116H130V114H129ZM129 116H127V117H129ZM180 116V115H179ZM217 116V115H216ZM242 116V117H243ZM254 116V115H253ZM256 116H264V113L262 114V113H258ZM17 117V116H16ZM24 117V118H25ZM52 117V116H51ZM69 117V116H68ZM194 117V116H193ZM70 118V117H69ZM163 118V117H162ZM186 118V117H185ZM196 118V117H195ZM255 118V117H254ZM253 118V119H254ZM15 119V118H14ZM27 119V118H26ZM46 119V118H45ZM124 119H125V116H124ZM123 119V120H124ZM181 119V118H180ZM207 119H209V118H207ZM258 119V118H257ZM260 120H262L261 118H259ZM258 119V120H259ZM25 119H23V121H24ZM28 120V119H27ZM34 120H35V118H34ZM149 120V119H148ZM170 120H172V119H170ZM192 120V119H191ZM195 120V119H194ZM212 120V119H211ZM250 120V119H249ZM258 120H256V123H257V121ZM12 121V120H11ZM40 121V120H39ZM48 121L50 122V121H52V119L51 118H49L48 119ZM144 121H146V120H144ZM180 121V120H179ZM185 121V120H184ZM13 122V121H12ZM103 122V121H102ZM115 122V121H114ZM124 122V121H123ZM149 122V121H148ZM164 122V121H163ZM202 122V121H201ZM208 122V121H207ZM226 122V121H225ZM229 122V121H228ZM239 122V121H238ZM237 122V123H238ZM245 122V121H244ZM250 122V121H249ZM248 122V123H249ZM262 122V121H261ZM18 123V122H17ZM42 123H44V122H42ZM40 124V125H42L43 126V124ZM165 123V122H164ZM168 123V122H167ZM174 123V122H173ZM248 123L246 124V127H247V125H248ZM252 124H255V119H254V121H252L251 122ZM259 123V122H258ZM19 125H21L22 124V122H21V124L20 123H18ZM23 124H26L25 122L23 123ZM29 125H30V123H28ZM69 124V123H68ZM113 124H115V123H113ZM188 124V123H187ZM251 124V125H252ZM263 124H264V122H263ZM16 125V124H15ZM37 125H39V124H37ZM109 125V124H108ZM110 125H111V123H110ZM151 125V124H150ZM159 125V124H158ZM161 125H163V127L161 126V127H159L160 129L161 128H164V126H166V125H164L163 123L161 124ZM260 125V124H259ZM18 126V125H17ZM28 126V125H27ZM47 126V125H46ZM105 126V125H104ZM112 126V125H111ZM133 126H137L136 125V123H135V121H130L129 122V124L127 125V128H132ZM141 125H139V127H140ZM178 126V125H177ZM200 126H202V125H200ZM215 126V125H214ZM239 126H241L240 124H239ZM252 126H254V125H252ZM26 127V126H25ZM28 127H30V126H28ZM147 127V126H146ZM219 127H221V126H219ZM218 127V128H219ZM223 127V126H222ZM227 127V126H226ZM226 127H223L222 129H216V130H213L212 132H211V134L210 135H208V138H207V140H205L204 142H209V140H211V139H209V137H212L213 139L217 136V135H219V137L218 138H220V136H221V143H224L223 145H225V143H227L228 144V142H230L231 140H230V138H232L231 137V135H230V137H229V135H228V130L226 129ZM21 128V127H20ZM63 128V127H62ZM61 127H60V129H62ZM167 128V127H166ZM192 128H193V126H192ZM202 128V127H201ZM231 128V127H230ZM240 128V127H239ZM23 129V128H22ZM25 129V128H24ZM29 129V128H28ZM64 129V128H63ZM77 129V128H76ZM124 129V128H123ZM135 129V128H134ZM144 129V128H143ZM170 129V128H169ZM252 129H254V128H252ZM263 129V128H262ZM26 130V129H25ZM33 130V129H32ZM31 130V131H32ZM59 130V129H58ZM68 130V129H67ZM102 130V129H101ZM163 130V129H162ZM240 130H242V129H240ZM244 130H246L245 128H244ZM248 130V129H247ZM247 130H246V132L245 131H243L242 130V132H244L245 134L247 133ZM250 130V129H249ZM248 130V131H249ZM34 131V130H33ZM60 131V130H59ZM77 131V130H76ZM157 131H159V130H157ZM190 131V130H189ZM208 131V130H207ZM225 131H227L226 133H227V135H225L224 133H225ZM254 131V130H253ZM256 131H257V129H256ZM255 131V132H256ZM26 132V131H25ZM24 132V133H25ZM141 132V131H140ZM159 132H161V131H159ZM164 132V131H163ZM166 132V131H165ZM164 132V133H165ZM172 132V131H171ZM194 132V131H193ZM232 132V131H231ZM238 132V131H237ZM240 132V131H239ZM250 132V131H249ZM43 133V132H42ZM104 133V132H103ZM143 133V132H142ZM153 133V132H152ZM230 133V132H229ZM256 133H258V132H256ZM19 134V133H18ZM104 134H106V133H104ZM154 134V133H153ZM157 134V133H156ZM155 134V135H156ZM182 134V133H181ZM195 134V133H194ZM234 134H236V133H234ZM241 134H243V133H240V135ZM247 134H249V133H247ZM253 134H255V133H253ZM256 135H258V134H256ZM20 136H22L21 135V133H20ZM32 136V135H31ZM161 136V135H160ZM181 136V135H180ZM184 136V135H183ZM232 136H233V134H232ZM243 136V135H242ZM14 137V136H13ZM26 137V136H25ZM38 137V136H37ZM48 137V136H47ZM60 137V136H59ZM91 137H92V135H91ZM237 137V136H236ZM243 137H245V136H243ZM34 138V137H33ZM82 138V137H81ZM181 138V137H180ZM5 139H7V138H5ZM4 139V140H5ZM12 139V138H11ZM49 139V138H48ZM54 139V138H53ZM63 139V138H62ZM152 139V138H151ZM184 139V138H183ZM234 139V138H233ZM232 139V140H233ZM239 139H241V138H239ZM8 140V139H7ZM10 140V139H9ZM16 140V139H15ZM97 140V139H96ZM162 140V139H161ZM180 140V139H179ZM198 140V139H197ZM202 140V139H201ZM230 140V141H229ZM248 140V139H247ZM154 141V140H153ZM164 141V140H163ZM167 141H168V139H167ZM212 141V140H211ZM237 141V140H236ZM14 142V141H13ZM238 142V141H237ZM241 142H243V143H246L247 141L246 140H242ZM2 144H4V141H2L1 142ZM169 143V142H168ZM188 143V142H187ZM194 143V142H193ZM231 143V142H230ZM229 143V144H230ZM1 144V145H2ZM182 144V143H181ZM180 144V145H181ZM226 144V145H227ZM235 142H233V144H230L227 148H224V149H226L225 151H221L220 150V148H221V146H216V145H213V148H212V155L211 156H214L215 158V161H214V164H217V165H219V166H221L222 168H225L224 170H227V172L226 173H229V172H231L230 173V175H232V177H234V179H239V176H240V172L238 173L237 172V169H238V167H241V168H245V167H247V169L249 168V160H247V158H246V156H244V155H242L241 154V156L239 157L237 154V157H238V159H237V157H235L234 156V152H235V148H237L235 145ZM242 144V143H241ZM249 144V143H248ZM19 145V144H18ZM152 145V144H151ZM157 145V144H156ZM235 147H234V146ZM240 145V144H239ZM192 146V145H191ZM238 146V145H237ZM170 147V146H169ZM162 148V147H161ZM163 148H164V146H163ZM178 148V147H177ZM195 148V147H194ZM202 148V147H201ZM222 148V149H223ZM165 149V148H164ZM181 149V148H180ZM249 149V148H248ZM161 150V149H160ZM186 150V149H185ZM219 150L221 151V152H219ZM155 151V150H154ZM156 151H157V149H156ZM197 151V150H196ZM124 152V151H123ZM163 152V151H162ZM194 152V151H193ZM206 152V151H205ZM127 153V152H126ZM158 153H161V152H158ZM165 153V152H164ZM167 153V152H166ZM202 153V152H201ZM220 153V154H219ZM244 153V152H243ZM255 153V152H254ZM208 154V153H207ZM246 154V153H245ZM248 154H249V152H248ZM12 155V154H11ZM124 155V154H123ZM198 155V154H197ZM210 155V154H209ZM262 156V155H261ZM264 156V155H263ZM115 157V156H114ZM113 157V158H114ZM204 157V156H203ZM156 158H158V157H156ZM202 158V157H201ZM186 159V158H185ZM206 159V158H205ZM205 159H204V161H205ZM260 160H262V159H260ZM199 161V160H198ZM206 161H208L207 159H206ZM205 161V162H206ZM180 162V161H179ZM182 162V161H181ZM264 163V162H263ZM190 164V163H189ZM213 164V163H212ZM253 164V163H252ZM157 165V164H156ZM174 165V164H173ZM177 165V164H176ZM202 165V164H201ZM204 165H206V163L204 164ZM190 166V165H189ZM214 166V165H213ZM164 167V166H163ZM197 167V166H196ZM204 167V166H203ZM208 167H210V166H208ZM215 167H217L216 165L214 166V168ZM162 168V167H161ZM160 168V169H161ZM211 168V167H210ZM257 168H258V166H257ZM202 169V168H201ZM207 168H205V170H206ZM216 169H218V168H216ZM216 169L215 170H212V171H216ZM220 169V168H219ZM255 169V168H254ZM223 170V171H224ZM230 170V171H229ZM242 170V171H241ZM240 171L241 172H243V171H245L244 169H241ZM183 171V170H182ZM209 171H210V169H209ZM211 171V172H212ZM220 171V170H219ZM218 171V172H219ZM206 172V171H205ZM225 172V171H224ZM207 173V172H206ZM205 173V174H206ZM215 173H217V172H214V174ZM262 173H263V175H264V167L262 168ZM169 174V173H168ZM200 174V173H199ZM156 175V174H155ZM170 175V174H169ZM176 175V174H175ZM181 175V174H180ZM211 175H213V174H211ZM257 175V174H256ZM161 176V175H160ZM208 176V175H207ZM216 176V175H215ZM260 176V175H259ZM169 177V176H168ZM174 177V176H173ZM176 177V176H175ZM210 177H212V176H210ZM231 177V176H230ZM229 177V178H230ZM99 178V177H98ZM111 178V177H110ZM203 178V177H202ZM105 179V178H104ZM171 179V178H170ZM207 179V178H206ZM225 179V178H224ZM226 179H228V178H226ZM233 179V178H232ZM109 180V179H108ZM223 180V179H222ZM121 181V180H120ZM174 181V180H173ZM210 182H211V180H210ZM210 182H209V184H210ZM224 182V181H223ZM239 182H241V180L239 181ZM220 183V182H219ZM243 183V182H242ZM223 184V183H222ZM262 184V183H261ZM211 185V184H210ZM239 186H240V184H238ZM243 185V184H242ZM198 186V185H197ZM210 187H212V186H210ZM132 188V187H131ZM231 188V187H230ZM137 189V188H136ZM224 189V188H223ZM258 189V188H257ZM260 189V188H259ZM177 190V189H176ZM222 190V189H221ZM201 191V190H200ZM217 191V190H216ZM227 191V190H226ZM142 193V192H141ZM236 193V192H235ZM234 193V194H235ZM132 194V193H131ZM256 194V193H255ZM261 194V193H260ZM189 195V194H188ZM217 195V194H216ZM142 196H143V194H142ZM147 196V195H146ZM54 197V196H53ZM71 197V196H70ZM69 197V198H70ZM132 197V196H131ZM212 197V196H211ZM223 197V196H222ZM257 197V196H256ZM179 198V197H178ZM254 198V197H253ZM264 198V197H263ZM149 199V198H148ZM149 201V200H148ZM50 202V201H49ZM260 202H261V200H260ZM71 203V202H70ZM125 203V202H124ZM190 203V202H189ZM254 203V202H253ZM146 205H148V204H146ZM255 205V204H254ZM137 206V205H136ZM233 206V205H232ZM249 206V205H248ZM253 206V205H252ZM261 207V206H260ZM82 208V207H81ZM189 208V207H188ZM16 209V208H15ZM22 209V208H21ZM130 209V208H129ZM141 209V208H140ZM248 209V208H247ZM24 210V209H23ZM22 210V211H23ZM89 210V209H88ZM240 210V209H239ZM17 211V210H16ZM234 211V210H233ZM149 212V211H148ZM217 212V211H216ZM237 212V211H236ZM239 212V211H238ZM252 212V211H251ZM250 212V213H251ZM253 212H255V211H253ZM14 213V212H13ZM18 213V212H17ZM86 213V212H85ZM153 213V212H152ZM261 213V212H260ZM53 214V213H52ZM220 214V213H219ZM242 214V213H241ZM254 214V213H253ZM50 215V214H49ZM157 215V214H156ZM181 215V214H180ZM179 215V216H180ZM203 215V214H202ZM148 216V215H147ZM171 216V215H170ZM257 216V215H256ZM163 217V216H162ZM46 218V217H45ZM227 218V217H226ZM37 219H39V218H37ZM84 219V218H83ZM157 219V218H156ZM222 219V218H221ZM246 219V218H245ZM259 219H261V217L259 218ZM77 220V219H76ZM254 220V219H253ZM45 221V220H44ZM93 221V220H92ZM157 221V220H156ZM222 221H225V220H222ZM74 222V221H73ZM94 222V221H93ZM248 222V221H247ZM262 222V221H261ZM16 223V222H15ZM34 223V222H33ZM89 223V222H88ZM164 223V222H163ZM183 223V222H182ZM232 223V222H231ZM241 223V222H240ZM254 223V222H253ZM264 223V222H263ZM20 224V223H19ZM48 224V223H47ZM52 224V223H51ZM223 224V223H222ZM13 225V224H12ZM15 225V224H14ZM42 225V224H41ZM92 225V224H91ZM216 225V224H215ZM247 225V224H246ZM251 225V224H250ZM255 225V224H254ZM7 226V225H6ZM10 226V225H9ZM144 226V225H143ZM218 226V225H217ZM8 227V226H7ZM19 227V226H18ZM22 227V226H21ZM39 227V226H38ZM182 227V226H181ZM241 227V226H240ZM244 227V226H243ZM95 228V227H94ZM149 228V227H148ZM184 228H185V226H184ZM224 228V227H223ZM54 229V228H53ZM73 229V228H72ZM85 229V228H84ZM103 229V228H102ZM196 229V228H195ZM260 229V228H259ZM262 229V228H261ZM75 230V229H74ZM145 230V229H144ZM264 230V229H263ZM3 231V230H2ZM41 231V230H40ZM65 231V230H64ZM78 231V230H77ZM16 232V231H15ZM49 232V231H48ZM31 233H33V232H31ZM36 233H37V231H36ZM146 233V232H145ZM10 232H8V233H3V236L1 237L2 238V241H3V244H6V243H9L11 240H10ZM13 234V233H12ZM25 234V233H24ZM19 235V234H18ZM23 235V234H22ZM37 235V234H36ZM248 235V234H247ZM30 236V235H29ZM260 237V236H259ZM261 238V237H260ZM21 239V238H20ZM188 239V238H187ZM244 239V238H243ZM251 239V238H250ZM100 240V239H99ZM153 240V239H152ZM175 241V240H174ZM15 242V241H14ZM50 242V241H49ZM97 243V242H96ZM164 243V242H163ZM166 243V242H165ZM172 243V242H171ZM13 244V243H12ZM213 244V243H212ZM16 245V244H15ZM163 245V244H162ZM165 245V244H164ZM169 245V244H168ZM220 245V244H219ZM254 245V244H253ZM6 247H7V245H5ZM11 246H13V245H11ZM4 247V245L1 247V249ZM16 248H17V245H16ZM157 248V247H156ZM166 248V247H165ZM0 249V252H2V254H3V256L1 255V257H0V264H6L8 261H9V259H8V257H9V255H11V254H9V251H10V249L9 250H4V249H6V248H4L3 249V251ZM27 249V248H26ZM184 249V248H183ZM237 249H239V248H237ZM13 250V249H12ZM167 251V250H166ZM263 251V250H262ZM30 252V251H29ZM33 252V251H32ZM162 252H164V251H162ZM247 252V251H246ZM1 254V253H0ZM15 254V253H14ZM28 254V253H27ZM162 254V253H161ZM171 254V253H170ZM30 255V254H29ZM204 255H206V254H204ZM208 255V254H207ZM245 255H247V254H245ZM15 256V255H14ZM28 257H30V256H28ZM33 257V256H32ZM35 257V256H34ZM200 257V256H199ZM199 257H197V258H199ZM22 258V257H21ZM19 256H17V258L15 257V258H12V262H13V264L15 263V264H21L22 263V259H21ZM24 258H27V257H24ZM172 258V257H171ZM28 259V258H27ZM47 259V258H46ZM170 259V258H169ZM188 259V258H187ZM226 259V258H225ZM263 259V258H262ZM25 260V259H24ZM30 260V259H29ZM38 260V259H37ZM192 260V259H191ZM194 260V259H193ZM247 260V259H246ZM260 260V259H259ZM27 262H28V260H26ZM198 261H199V259H198ZM202 261V260H201ZM208 261V260H207ZM24 262V261H23ZM26 262V263H27ZM215 262V261H214ZM220 262V261H219ZM25 262L23 263V264H26ZM30 263V262H29ZM28 263V264H29ZM10 264H11V262H10ZM30 264H32V263H30ZM217 264V263H216ZM257 264V263H256Z\"/></svg>",
    "mask_w": 264,
    "mask_h": 264
}]
</instances>
